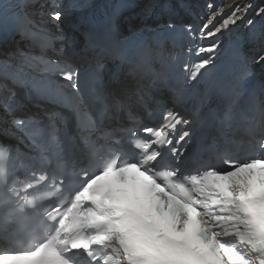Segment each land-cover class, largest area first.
<instances>
[{
    "label": "snow or ice",
    "instance_id": "obj_1",
    "mask_svg": "<svg viewBox=\"0 0 264 264\" xmlns=\"http://www.w3.org/2000/svg\"><path fill=\"white\" fill-rule=\"evenodd\" d=\"M174 4L188 10V0H163L162 13L171 14ZM11 6L0 0V18ZM16 7L15 30L32 51L21 52L15 65H0V116L21 158L49 163L55 158L57 168L51 177L43 172L22 186L10 183L11 150L0 146V209L22 222L37 214L45 224L30 248L0 254V264H264V100L250 95L239 110L245 89L238 84L220 113L209 117L212 130L197 133L165 99L185 100L213 65L221 46L218 34L244 19L251 4L227 5L230 16L208 5L211 15L202 17L198 29L168 19L152 43L113 49L118 72L127 67L132 83H121L117 74L111 87L103 83L104 54L95 58L91 82H82L79 71L59 55L56 45L63 38L33 19L31 10L47 8L49 22L61 21L63 0H18ZM256 15L264 16V9ZM197 34L213 42L198 47L196 62L182 64L177 75L178 56L165 44ZM250 39L264 41V31ZM237 55L247 62L239 44ZM252 63L264 64V49ZM17 89L24 90L23 98ZM25 101L44 106V114L18 115ZM158 110L160 124L146 125ZM121 113L126 120L114 127ZM243 139L255 141L257 155H233ZM74 180L79 183L73 189ZM45 182L46 195L32 192Z\"/></svg>",
    "mask_w": 264,
    "mask_h": 264
},
{
    "label": "bare ground",
    "instance_id": "obj_2",
    "mask_svg": "<svg viewBox=\"0 0 264 264\" xmlns=\"http://www.w3.org/2000/svg\"><path fill=\"white\" fill-rule=\"evenodd\" d=\"M99 0H73L69 5H66V13L67 14H72L73 12H80L82 9H84V5L85 7H91L93 5H95ZM221 3H223L225 5V7L223 9H226L227 5H236V4H240V5H244V4H248L246 2V0H219ZM46 12L49 11V9L45 8L44 9ZM231 9H228V14H231ZM35 17V20L39 23L44 24L45 27H47L48 29L52 30V31H56L59 28V23L58 22H49L47 16H40V15H33ZM67 21H70V19H68ZM248 21V17L245 18L244 22ZM78 44H80V42H78ZM264 49V46L261 43H257L254 46H251L249 48V51H251V53H255L253 52V50H258V53ZM15 57L18 58L17 55H15Z\"/></svg>",
    "mask_w": 264,
    "mask_h": 264
}]
</instances>
